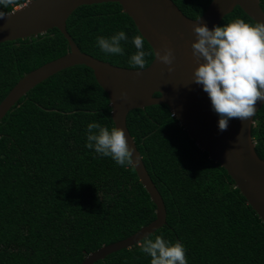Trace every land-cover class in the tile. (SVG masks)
<instances>
[{
  "label": "trees",
  "instance_id": "trees-1",
  "mask_svg": "<svg viewBox=\"0 0 264 264\" xmlns=\"http://www.w3.org/2000/svg\"><path fill=\"white\" fill-rule=\"evenodd\" d=\"M27 0H17L7 12ZM212 0H174L198 18ZM261 1V0H260ZM264 10V2H261ZM256 23L240 6L235 18ZM140 33L119 2L85 4L67 19L81 51L132 68L128 55L109 56L97 35ZM141 34V33H140ZM148 66L154 50L144 38ZM54 27L38 36L0 43V103L26 73L69 51ZM159 96L160 93H155ZM169 105L136 108L127 126L167 208L162 235L186 248L188 264H264V221L228 171L197 145ZM115 126L108 93L89 66L77 64L40 82L0 120V264H81L93 251L139 231L156 219V204L134 166L115 164L85 147L86 125ZM252 135L264 159V105ZM136 243L93 264H150Z\"/></svg>",
  "mask_w": 264,
  "mask_h": 264
},
{
  "label": "water",
  "instance_id": "water-1",
  "mask_svg": "<svg viewBox=\"0 0 264 264\" xmlns=\"http://www.w3.org/2000/svg\"><path fill=\"white\" fill-rule=\"evenodd\" d=\"M102 2H119L123 11L134 20L141 34L149 42L154 54L165 45L174 51L173 70L156 55L145 69L118 66L81 51L67 30V19L81 5ZM240 6L256 22H264L260 0H212L198 18L187 16L174 0H27L7 12L0 19V43L38 36L57 27L67 38L69 51L26 73L0 103V120L34 86L55 73L84 64L93 69L101 87L108 93L115 126L125 130L139 162L134 167L141 182L156 204V219L131 236L104 245L91 252L81 264H93L107 255L136 243L167 222L165 201L153 182L142 155L127 126L129 112L154 104H167L188 130L197 145L219 162L235 181L241 193L264 221V159L256 150L252 135L255 115L264 105L258 101L256 112L248 120L232 118L226 130L218 128V114L201 85L193 82L198 66L192 54V41L196 39L193 27L206 23L210 28L220 24L228 13ZM199 19V20H198ZM160 95L156 96L155 93ZM126 93V97L121 96Z\"/></svg>",
  "mask_w": 264,
  "mask_h": 264
},
{
  "label": "clouds",
  "instance_id": "clouds-1",
  "mask_svg": "<svg viewBox=\"0 0 264 264\" xmlns=\"http://www.w3.org/2000/svg\"><path fill=\"white\" fill-rule=\"evenodd\" d=\"M15 3L17 0H0V19ZM193 31L196 39L191 47L198 66L192 81L207 93L219 117V130H226L232 118L245 121L253 117L257 102L264 101V22L251 23L238 17L211 28L206 23H196ZM129 42L136 51L128 55V64L136 70L145 69V57L152 53L145 50L144 34L129 37L120 29L95 38L96 47L109 56L127 55L125 45ZM155 55L169 65V71L173 70L175 56L171 47L165 45ZM121 96L126 97V93ZM85 135L86 148L100 157H110L118 166L127 168L139 162L123 128H109L94 120L87 123ZM140 251L150 257V264H188L185 246L162 235L145 238Z\"/></svg>",
  "mask_w": 264,
  "mask_h": 264
}]
</instances>
